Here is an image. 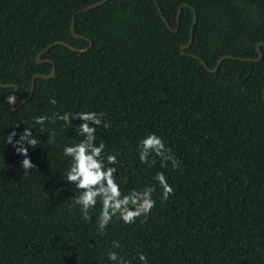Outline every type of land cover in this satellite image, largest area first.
<instances>
[{"label": "trees", "instance_id": "1", "mask_svg": "<svg viewBox=\"0 0 264 264\" xmlns=\"http://www.w3.org/2000/svg\"><path fill=\"white\" fill-rule=\"evenodd\" d=\"M98 1L0 0V84L18 86L13 109L5 98L14 87L0 85V264H115L110 251L127 264H141V253L147 264H264V46L260 61L226 59L211 73L181 52L191 8L182 9L176 33L158 10L175 29L180 6L196 9L185 52L213 70L223 56L259 57L264 0H108L81 11ZM74 16L84 37L72 33ZM56 41L41 55L53 62H38ZM54 65V76L37 77L24 101L33 75ZM78 112L103 113L109 127H97L96 144L117 156L122 193L154 188L147 217L134 224L114 217L101 235L100 202L88 220L72 205L78 193L64 179L63 147L84 138L75 131L83 121H51L53 113ZM41 115L50 118L43 131L32 126ZM25 128L38 142L25 144L35 165L27 175L13 146ZM150 133L179 168L154 154L140 162V141ZM161 172L173 187L167 201L154 179Z\"/></svg>", "mask_w": 264, "mask_h": 264}, {"label": "clouds", "instance_id": "2", "mask_svg": "<svg viewBox=\"0 0 264 264\" xmlns=\"http://www.w3.org/2000/svg\"><path fill=\"white\" fill-rule=\"evenodd\" d=\"M5 99L9 105H15L17 101L16 95L12 93L8 94ZM49 103L56 104L57 101L50 98ZM102 117L103 113L97 112H78L74 115L71 113H64L63 115L53 113L51 121L55 123V120L59 119L64 121L66 125H71L75 119L83 121L76 126L75 131L84 138L78 143L63 147V156L70 158L64 179L75 187L78 194L72 197V205L79 207L85 220L91 219L90 210L95 208L98 201L100 202L102 207L97 218V230L101 235L105 233L107 226L114 217L124 224H134L138 218L147 217L156 204L152 198L153 187H145L139 191L134 189L128 194L122 193L115 177L117 170L114 165L119 163L117 156L112 153L105 154L103 142L96 144L97 127L101 125L105 129L109 127L108 124L103 123ZM49 119L46 115L37 116L32 126L40 125L43 131V126ZM16 135L14 131L8 134L5 143L13 144V137ZM49 135V142H54L55 132L53 131ZM25 144L32 148L38 145L37 139L29 128H25L20 133L19 140L13 144L17 154L24 156L20 164L23 175H27L30 170L35 169ZM138 154L141 163H149L150 156L154 154L161 157L163 161H171L173 169L179 168V161L171 153V149L166 148L163 140L154 133L148 134L140 141ZM151 162L154 163L155 161L152 160ZM154 179L161 189V200L167 201L169 196L173 194V187L162 172L157 173ZM113 247L119 248V242L113 241ZM108 259L115 264H127L115 251L108 253ZM139 260L141 264H147L145 254H139Z\"/></svg>", "mask_w": 264, "mask_h": 264}, {"label": "water", "instance_id": "3", "mask_svg": "<svg viewBox=\"0 0 264 264\" xmlns=\"http://www.w3.org/2000/svg\"><path fill=\"white\" fill-rule=\"evenodd\" d=\"M106 1H108V0H101V1H98V2H96V3L90 4V5H88L87 7H85L84 9H82L81 11H85V10H89V9H91V8L97 7V6L103 4V3L106 2ZM155 3H156V5L158 6L157 0H155ZM184 7H189V8H191V10H192L193 13H194V20H193V23H192V26H191L190 40H189V42H188L187 45H185V46H183V47L181 48L182 55H187V56L193 57V58H195V59L201 61V63L205 66V68H206L209 72H211V73H215V72H217L218 69H219V67L221 66L222 62H223L224 60H226V59H233V60H240V61L258 62V61H260V60L263 58V53L261 52L260 46H264V43H261V44L258 45V53H259V57H258V58H256V59H254V58H241V57H234V56H231V55L223 56V57L219 60V62L217 63L216 67H215L213 70L210 69V68L208 67V65L206 64V62L202 60V58H200V57L197 56V55H194V54H188V53L185 52V51L188 50V49L191 47V45L193 44V40H194V29H195V26H196L197 21H198V17H197V11H196V9H195L194 7H192V6H190L188 3H185V4H183L182 6H180L179 11H178V14H177V27H176L175 29H173L172 26L169 24V22L166 20V18H165L164 15H163V12H162V10H161V8H160L159 6H158V10H159V12H160V14H161V16H162V19L164 20V22H165L167 28H168L171 32L176 33V32L178 31V29H179V26H180V15H181V11H182V9H183ZM81 11H80V12H81ZM74 21H75V16H74L73 19H72V25H71V30H72L73 35H75V36H77V37H78V36H79V37H84L83 35L78 34V33H76V32L74 31V28H73ZM89 40H90V39H89ZM57 43H58L57 41L54 42V43H51V44H49L48 46H46L43 50H41V51L38 53L37 61H38V62H44V61L53 62V60L50 59V58H47V59H43V58H41V55H42L43 53H45L46 51H48L52 46H54V45L57 44ZM62 43H64L67 47H69V48H71V49H73V50H76V51H80V52H82V51H84V50H86V49L88 48V47H87V48H78V47L72 46V45H70V44H68V43H65V42H62ZM239 44H240V41H239ZM92 45H93V42L90 40V46H89V47H91ZM55 70H56V68H55V65H54L53 68H52V70H51V72H50L49 74L35 73V74L33 75V78H32V89H31L30 95H29L24 101H27V100L33 95L36 78H37V77H44V78H50V77H53L54 74H55ZM0 85H1V86H4V87H14V92H13V94H14V95L17 94L18 86H17L16 84H9V83H8V84H0ZM11 106H12L13 109L16 108L15 105H11Z\"/></svg>", "mask_w": 264, "mask_h": 264}]
</instances>
